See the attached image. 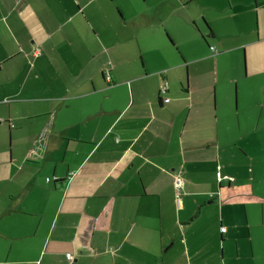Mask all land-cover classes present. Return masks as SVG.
Listing matches in <instances>:
<instances>
[{
	"label": "crops",
	"instance_id": "0c3cea01",
	"mask_svg": "<svg viewBox=\"0 0 264 264\" xmlns=\"http://www.w3.org/2000/svg\"><path fill=\"white\" fill-rule=\"evenodd\" d=\"M237 140L262 185L264 0H0V264H264Z\"/></svg>",
	"mask_w": 264,
	"mask_h": 264
},
{
	"label": "rangeland",
	"instance_id": "374dc122",
	"mask_svg": "<svg viewBox=\"0 0 264 264\" xmlns=\"http://www.w3.org/2000/svg\"><path fill=\"white\" fill-rule=\"evenodd\" d=\"M193 3L190 6H191V8L194 9V11H196L195 10V3L194 4ZM97 4L102 7V4L100 1H98ZM145 5L147 6V4H145ZM117 9H118V6L112 2V5L110 8L105 7V12L110 10V11L116 13L117 16H119ZM254 86H255L254 83H248V84L242 85V88L244 89V92H245L244 94L246 95L247 108L252 113L251 117H250L252 123L256 122L257 113L260 111V98L257 95V93L255 92V90H253ZM234 91H235V89H234ZM237 102H238V100H237ZM235 104H236V101L234 99V108H235ZM240 106L242 108L241 101H240ZM233 133H235V132L233 131ZM240 143H241V141L237 140L236 142H233L231 145L227 146L225 148V150L222 151L221 160H222L224 166H226V168L230 172L233 173V175L236 177L237 181H241V178H250L251 181H253V180L255 181L256 190L262 189L264 187V182L262 183V185L257 184L255 174H254V179H252V173L248 167V162L242 156ZM228 177H230V176H228ZM232 178L235 179L234 177H232ZM241 215H242V213L240 212L238 214L237 219H240ZM225 218H226V214H225ZM239 246H240L239 256L241 257L240 259H238L237 258L238 256L236 255V243L235 242H228L226 244V254H228L230 252L232 257H234L233 261H235L236 264H252L253 260L251 258L246 257L248 255V252H247V254L244 253V251L242 249V243H239Z\"/></svg>",
	"mask_w": 264,
	"mask_h": 264
},
{
	"label": "built area",
	"instance_id": "2783aa9c",
	"mask_svg": "<svg viewBox=\"0 0 264 264\" xmlns=\"http://www.w3.org/2000/svg\"><path fill=\"white\" fill-rule=\"evenodd\" d=\"M38 53H39V49L36 48L35 51H34V54H38ZM109 79H110V76H109V73L107 72V80H109ZM168 89H169L168 82L166 80H163V82H162V84L160 86L159 96L166 95L168 93ZM160 99H162V97ZM163 101L165 103H168L170 100H169V98L164 97ZM216 176H217L218 182H222L223 180H226L225 178L222 177V174H221L220 171L217 172ZM174 186H175V188H174L175 197H176L177 202L179 203L180 202V196L182 194V190H183V186H184L183 179L181 177L177 176L175 178ZM222 232H225L224 228H222ZM67 259L68 260H72L73 259V255L71 253H68L67 254Z\"/></svg>",
	"mask_w": 264,
	"mask_h": 264
},
{
	"label": "trees",
	"instance_id": "16d2710c",
	"mask_svg": "<svg viewBox=\"0 0 264 264\" xmlns=\"http://www.w3.org/2000/svg\"><path fill=\"white\" fill-rule=\"evenodd\" d=\"M162 101V99H160ZM164 102V101H163Z\"/></svg>",
	"mask_w": 264,
	"mask_h": 264
}]
</instances>
